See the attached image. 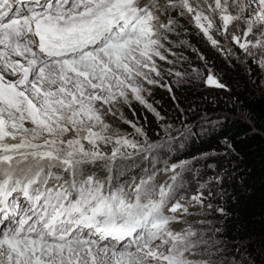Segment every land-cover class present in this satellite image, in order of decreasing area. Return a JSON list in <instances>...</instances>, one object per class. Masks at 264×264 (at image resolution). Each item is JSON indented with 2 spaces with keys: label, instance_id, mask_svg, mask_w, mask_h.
Returning <instances> with one entry per match:
<instances>
[{
  "label": "snow or ice",
  "instance_id": "snow-or-ice-1",
  "mask_svg": "<svg viewBox=\"0 0 264 264\" xmlns=\"http://www.w3.org/2000/svg\"><path fill=\"white\" fill-rule=\"evenodd\" d=\"M182 21L264 73V0H0V264H249L225 242L220 154L170 161L179 129L152 140L123 112L165 119L146 94L190 75L157 63ZM203 82L228 90L212 69Z\"/></svg>",
  "mask_w": 264,
  "mask_h": 264
},
{
  "label": "trees",
  "instance_id": "trees-1",
  "mask_svg": "<svg viewBox=\"0 0 264 264\" xmlns=\"http://www.w3.org/2000/svg\"><path fill=\"white\" fill-rule=\"evenodd\" d=\"M203 63L209 65L228 90L204 83H187L171 87L169 93L157 89L152 103L165 119L180 121L190 127L184 158L192 159L203 152L220 155L207 163L223 165L234 179L225 185L231 216L226 220V239L234 249H240L249 264H264V88L261 71L253 63L242 66L235 59L226 60L199 39H192ZM201 64L200 62H197ZM173 96L175 100H173ZM134 118L144 126L152 140L160 124L142 108L134 107ZM227 117V119H224ZM210 127L203 132L198 126L204 120ZM202 121V122H201ZM181 123V122H180ZM227 139L234 151L225 155L220 143Z\"/></svg>",
  "mask_w": 264,
  "mask_h": 264
},
{
  "label": "rangeland",
  "instance_id": "rangeland-1",
  "mask_svg": "<svg viewBox=\"0 0 264 264\" xmlns=\"http://www.w3.org/2000/svg\"><path fill=\"white\" fill-rule=\"evenodd\" d=\"M182 23H184L185 28L187 30L184 31L183 29H181L179 31V34H171L170 35V39L174 42V45H170L169 47L171 48V52L174 53V55H169L168 58L173 61V64L168 65L162 61H157V63L160 64L162 68H165V67L166 68H172L174 71H180L182 73L186 72V73H189L190 75L186 76L184 81L177 83L176 81L179 78H177L175 76H169L167 73H165L164 79H165V81H167L169 87L187 84V83H191V82L196 83V84L204 83L203 82L204 78H206V75H207V72L209 69V65L203 63V61L199 59V55H201V54L198 51L196 45L192 42V39H194V38H195V40L199 39V40L203 41L204 43H206L210 47H211V45L204 39L202 34H200L198 32V30L195 29L191 24H188L186 21H182ZM181 41H187V43H181ZM193 48L196 49L195 52L193 51ZM212 50L215 51L216 53H218L215 49L212 48ZM236 51L238 52L239 50L237 49ZM197 53H199V55ZM218 54L221 55L220 53H218ZM222 57L225 58L224 56H222ZM226 60H229V59H226ZM197 62H200L201 64H198ZM253 64L258 67L257 64H255V63H253ZM247 65H249V63ZM247 65H242V66H247ZM192 68H199L200 71L204 74V76L200 79L193 78V76L191 75V69ZM262 77H264V73L261 72V85L264 88V79H262ZM157 89H163V90L167 91V88H164V87H158V86L154 87L151 94H146V98H147L148 102L151 104H153L152 103V94ZM134 107L142 108L152 115L151 112H149L147 109H145L138 102L133 101L131 110H129V108L127 106L123 107L124 115L129 120L132 119V118H129V115L131 117L133 116L132 113H133ZM133 118H134V116H133ZM109 119L115 121L114 117H110ZM184 120H185V118H183L180 121H171L169 119H164L161 122H157L158 124H160V123L169 124L170 123L173 125L174 129H179V132L172 131V136L177 137V139H176V141L173 142V147H172L171 152L167 153V158L170 161L191 160L188 158H184V152H185V149L187 148V143H188L189 136H190V131H189L190 127L187 124H184ZM203 120L204 121L203 122L201 121L202 123H200V126H198V128H197L201 132H203L205 129L210 127V124H209L210 121H208L207 119H203ZM133 121L136 122L138 126H142L139 123V121H137V120H133ZM185 125L188 126L187 130H185V127H184ZM120 128L122 131L127 132L129 134H131L133 132V129L131 127H129L128 125L120 124ZM157 133H160V136H163V131L161 128ZM157 133H156V135H157ZM199 167H200V171L202 174L203 173H207L208 175L212 174V170L208 169L206 167L205 162L201 161V164L199 165ZM204 178L207 179V176H205ZM192 187L193 188L196 187L195 182H193ZM225 242L228 243L227 241H225ZM228 245H229V249L233 253H235L236 249H234V247H232L231 244L228 243ZM241 258L248 261L247 257L243 253L239 252V254L236 255V259L240 260Z\"/></svg>",
  "mask_w": 264,
  "mask_h": 264
}]
</instances>
